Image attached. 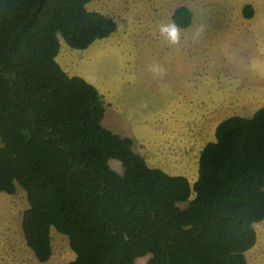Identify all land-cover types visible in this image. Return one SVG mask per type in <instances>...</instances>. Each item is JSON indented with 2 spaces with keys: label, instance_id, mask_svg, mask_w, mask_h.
Here are the masks:
<instances>
[{
  "label": "trees",
  "instance_id": "trees-1",
  "mask_svg": "<svg viewBox=\"0 0 264 264\" xmlns=\"http://www.w3.org/2000/svg\"><path fill=\"white\" fill-rule=\"evenodd\" d=\"M89 1L0 0V192L26 194V245L47 261L53 227L75 253L66 264H247L264 219V106L216 125L193 183L149 166L102 124L99 90L56 61L60 38L85 49L116 30ZM191 19L172 14L178 28Z\"/></svg>",
  "mask_w": 264,
  "mask_h": 264
},
{
  "label": "rangeland",
  "instance_id": "rangeland-1",
  "mask_svg": "<svg viewBox=\"0 0 264 264\" xmlns=\"http://www.w3.org/2000/svg\"><path fill=\"white\" fill-rule=\"evenodd\" d=\"M246 4L253 7L248 19L242 12ZM87 6L113 18L117 29L88 50L69 49L62 39V50H70L63 59L68 69H62L93 81L104 101L102 124L130 137L149 166L184 175L193 183L199 152L214 140L216 125L264 106V0H98ZM178 6H186L192 19L188 27H177L189 34H180L179 42L172 44L160 28L173 23ZM153 65L162 66L164 73L154 74ZM246 89L247 96L240 95ZM109 165L123 170L116 159ZM26 207L19 186L12 194L0 192V264L73 260L67 236L55 229L49 259L35 258L21 228ZM256 228L258 240L247 251V264H264V225ZM146 256L135 261L143 264L140 260Z\"/></svg>",
  "mask_w": 264,
  "mask_h": 264
},
{
  "label": "crops",
  "instance_id": "crops-1",
  "mask_svg": "<svg viewBox=\"0 0 264 264\" xmlns=\"http://www.w3.org/2000/svg\"><path fill=\"white\" fill-rule=\"evenodd\" d=\"M96 1H98V0H91V1H89L87 4H86V7H88L87 5L89 4V3H93V4H95V2ZM96 7H98V6H96ZM253 8V7H252ZM93 11H100V9H98V8H93ZM100 13H102V14H104V12H102V11H100ZM105 15V14H104ZM240 20H242V19H244L245 17L244 16H242V17H240V16H238V15H236ZM253 16V15H252ZM113 19V18H112ZM248 19V18H247ZM114 20V19H113ZM171 20H172V16H171ZM172 22H173V20H172ZM174 23V22H173ZM116 29H117V27H116ZM116 31V30H115ZM114 31V32H115ZM113 32V33H114ZM112 33V34H113ZM180 34H184V35H186V34H189V32H187V33H180ZM110 36V35H109ZM108 36V37H109ZM102 39V38H101ZM99 39H96L95 41H98ZM62 39H60V50H59V52H58V54H57V56H56V61L60 64V66L64 69V70H66V69H68L67 67H66V63H63V59H64V53H68L70 50H68V48L66 47L65 49L66 50H62ZM94 42V41H93ZM93 42L91 43V44H93ZM91 44L87 47V48H85L86 50H88L89 48H90V46H91ZM100 48H102V49H104V47L103 46H101ZM106 48V47H105ZM69 49H72L73 50V48H69ZM74 50H81V49H74ZM98 51H96L95 53H97ZM72 75H77V74H72ZM81 75V74H80ZM79 76V75H78ZM81 77H83L85 80H87L88 78L86 77V76H81ZM88 81V80H87ZM89 82V81H88ZM89 83H93V81L91 80ZM246 86L247 85H245V88H246ZM215 88H217V89H220V86H215ZM244 88V89H245ZM249 94L251 95V92H249ZM240 95H242V96H244V97H246L247 96V89L246 90H243L241 93H240ZM238 97H240V96H238ZM249 97H251V96H249ZM258 109V108H257ZM104 114H105V112H104ZM195 181V180H194ZM257 225H264V219L262 220V221H260V222H256V223H254L253 224V227H254V229H255V231H256V236H257V239H256V242H257V240H258V233H257V228H256V226ZM54 228L52 227L51 229H50V234H51V231L53 230ZM256 244V243H255ZM246 254H247V251H246V253H245V256H246ZM148 258H149V256H148ZM148 258H147V256H146V258H144L143 260H140V261H142V263L143 264H145L146 263V261L148 260ZM246 258H247V256H246ZM135 264H137V262L135 261Z\"/></svg>",
  "mask_w": 264,
  "mask_h": 264
},
{
  "label": "clouds",
  "instance_id": "clouds-1",
  "mask_svg": "<svg viewBox=\"0 0 264 264\" xmlns=\"http://www.w3.org/2000/svg\"><path fill=\"white\" fill-rule=\"evenodd\" d=\"M160 31L162 34H164L167 37L170 43L176 44L179 42V38H180L179 29L174 23L162 25ZM195 35L197 36L199 35V30H197ZM151 70L156 75H162L164 73L163 67L159 65H153Z\"/></svg>",
  "mask_w": 264,
  "mask_h": 264
}]
</instances>
